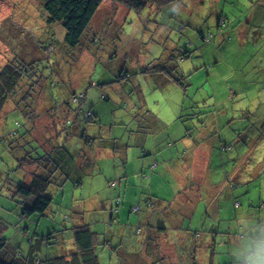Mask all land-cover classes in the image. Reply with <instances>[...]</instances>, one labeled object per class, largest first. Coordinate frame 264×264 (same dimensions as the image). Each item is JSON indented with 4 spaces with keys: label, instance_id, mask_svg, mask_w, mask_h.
I'll use <instances>...</instances> for the list:
<instances>
[{
    "label": "rangeland",
    "instance_id": "obj_1",
    "mask_svg": "<svg viewBox=\"0 0 264 264\" xmlns=\"http://www.w3.org/2000/svg\"><path fill=\"white\" fill-rule=\"evenodd\" d=\"M43 2L0 0V68L13 56L45 61L47 52L33 50L39 41L60 51L48 27L60 42L66 30L48 22ZM153 11L150 5L137 12L106 0L84 39L87 51L68 48L58 63L45 64L42 97L31 92L37 103L28 130L20 128L26 115L13 102L1 115L0 137L15 127L19 136L0 140V236L25 257L37 237L55 232L64 233L67 250L74 249L66 229L85 224L99 236L101 264H191L193 258L181 259L179 248L187 244L181 231L192 230L194 238L198 231L202 238L195 241L205 243L212 229L220 233L212 264H227L229 257L247 264L250 245L264 240V0H178ZM199 34L211 35V41ZM96 39L92 52L87 40ZM30 83L22 86L29 93ZM73 94L85 95L86 102L71 103ZM81 106L92 121L67 117L68 109ZM250 121L237 163L233 139ZM27 142L26 150L52 158L43 176L56 171L45 217L24 218V201L14 194L37 170L20 162ZM227 143L225 152L221 145ZM144 217L152 219L149 236L155 240L149 254L136 245L145 237L144 229L137 235ZM237 225L247 233L242 241L231 240ZM160 227H168L166 236L160 237ZM58 233L45 250L62 247ZM122 237L128 257L120 258Z\"/></svg>",
    "mask_w": 264,
    "mask_h": 264
},
{
    "label": "trees",
    "instance_id": "obj_2",
    "mask_svg": "<svg viewBox=\"0 0 264 264\" xmlns=\"http://www.w3.org/2000/svg\"><path fill=\"white\" fill-rule=\"evenodd\" d=\"M106 0H45V2L41 3L42 8L44 12L47 14V20L50 24H60L63 29L66 30V35L64 38L63 42L59 41V38L56 37V33L54 32V29L50 27L51 31L49 34V38L57 44H59V52H56V46L55 45H48L45 46L42 42H37L35 43L36 47H34L33 50H37L39 53L41 51L47 52L43 53L42 55L46 56V60H36L32 61L28 60L26 62L23 58L21 57H14L12 60H9L6 62L1 68H0V117L1 115L5 112L7 104L11 101L14 103V107L16 112L20 114H25V124L20 126L22 128L23 126L26 127L28 130L29 125L32 122V116L35 113L36 107H32L33 104H35V101L31 95V92L35 94L39 99L41 96V89L45 88V72L43 71V68L46 63H49L50 66L52 64L58 63V60L61 59L63 56V52H66V50L73 49L74 51H79L80 49L84 48L87 51V48L84 47L83 42L85 41L84 39L86 38V34L91 26V23L93 22L94 18L97 16L99 13L100 8L103 6L104 2ZM117 2H120L123 4L125 7L135 10L137 12H142L148 5L152 6L154 8L153 12H158L162 11L165 7H168L175 2H178V0H114ZM163 13V12H162ZM114 16V14H112ZM113 16H110L109 19H113ZM108 19V20H109ZM107 20V21H108ZM158 26H161V23H158ZM53 30V31H52ZM100 36V33L98 34ZM198 38L200 40H203L205 42H210L211 41V35H204V34H199ZM90 49L92 52H95L97 50V39L95 41H90L87 40ZM41 50V51H40ZM79 53V52H78ZM51 55V58H49L48 55ZM41 55V56H42ZM31 81L30 87L31 91L30 93L28 90H23L22 86L23 84H27V81ZM179 80H177L178 82ZM41 84V85H40ZM24 91V92H23ZM74 97L71 98V103H79L81 101L86 102V97L85 95L81 94H73ZM32 96V97H31ZM81 96V97H79ZM73 99V100H72ZM37 103V101H36ZM70 104V103H69ZM84 104V103H83ZM68 107V105H66ZM20 111V112H19ZM67 117L69 115H74V119L76 123L80 122H87L92 121V115L88 114V117L86 116L87 112L84 111L83 107L81 106L79 109L72 110L68 109ZM247 113H249L247 111ZM243 119V118H241ZM69 124L71 125V122L68 121ZM249 127H245L244 130H241L237 136L234 137L233 140L238 138V141H236L235 144H233V159L237 161V163L240 161L242 158V153L238 151L239 147V142L241 141L242 143L240 146H243V149L245 150L246 148V143H244L245 137H243L245 131L251 130L252 123L251 121L248 122ZM53 126L56 128V124ZM77 126V125H76ZM70 127V126H68ZM15 129H19L18 127H15ZM75 127L73 128V130ZM16 130H12L11 132L7 131V134L5 137H0L1 141H5L6 138H14L19 136V132ZM27 130L22 134L21 137H23V140L27 138ZM66 134H68V129L64 130ZM75 135V134H74ZM16 140V139H15ZM253 140V138H250V141ZM26 141V140H25ZM69 141V140H68ZM253 143V141L251 142ZM30 143L27 142V144H24V152L26 153L25 159L20 160L24 161V164L29 163L32 166H37L36 173L32 175V180L29 184H21L18 187H16L15 193L17 197L23 199V203L25 204L23 208V217L25 216H32L34 214H39L42 217H45L48 210L50 209L51 205L53 204V197H51L48 194V190L50 186L54 183L53 181V173H50V176H43L42 173H44L46 167L48 164L51 163V157L48 158V155L45 156H39L37 154L38 149H30L26 150V145H29ZM221 149L226 152V150L230 149L229 143L227 145H221ZM26 150V151H25ZM231 150V151H232ZM50 154H53V148H51V151L49 152ZM223 153V151H222ZM221 153V154H222ZM52 156V155H51ZM1 160V159H0ZM29 161V162H28ZM40 172V174H38ZM229 186L234 189V183L228 181ZM237 192V190L234 191V193ZM159 201H162L158 199ZM164 201V200H163ZM225 202H230V200L225 201ZM218 203V208L219 204ZM217 204V203H216ZM239 206L238 202H236L235 207ZM140 211V208L138 209ZM163 214H166L163 212ZM152 220L148 217H145L143 220H141L140 225H139V230L138 234L140 235L142 232V229H144L145 232V237L142 241H137L136 245L139 247V250L141 249V254L145 253V250L147 249V254L152 252L153 246L152 242L155 240L153 237L149 236V232L151 229V223L149 220ZM114 220V218L112 219ZM145 222H147L146 225ZM262 226V222H260ZM114 228V227H113ZM237 228L240 229V225H237ZM264 226H262V229ZM71 230V236L74 244V249L67 250L66 246L64 247L65 242L67 238H62V234L58 233L57 236L59 240L58 244L62 247H59L60 249L58 250H53L52 248H48V250H45L43 246L51 244V240L54 239L55 234H48V235H43L40 237H37V243H33V240H31V245L30 252L26 255V257L20 252H18L16 249H12L8 243V240L3 239L2 236H0V264H101L97 248L101 246L99 244V236L97 233L93 232L90 225L85 224L81 226H75L72 227L71 229H66ZM160 237L166 236L168 227H160ZM250 230V229H249ZM258 230V228H254L253 231ZM212 231V230H210ZM207 233H211V232ZM25 233V230L23 231ZM197 238L201 237L200 232H195ZM216 232H214L215 234ZM260 233V232H259ZM212 234V233H211ZM240 239H245L247 233L245 232H239L238 233ZM261 234V233H260ZM180 235L182 236L180 241L186 242L187 244L185 245L184 248L179 250L182 251L181 259L183 257H189L193 258L191 261V264H205L206 261H210V264H212V261H215L218 254L217 250L215 249V245L217 242V239L213 237L212 239L206 240L205 243H211L210 245L208 244L207 247L202 248L204 245H207L205 243H199L198 241H195L196 239L194 238L193 244L191 242L188 243V238L189 234H187L184 231H181ZM184 236V237H183ZM215 238V239H214ZM162 239V238H161ZM162 241L166 242L167 240L164 238ZM57 244V245H58ZM111 243H108V246H111V250H115V247L110 245ZM179 244V243H178ZM105 246V245H104ZM120 246V245H119ZM118 247H116V250H118ZM174 246V244H173ZM174 248L171 247V250ZM203 249H206L205 251L207 254L204 256L203 254L201 255V251ZM144 251V252H143ZM45 252V256H41L40 253ZM117 252V251H116ZM118 253V256L120 258L125 257L122 256ZM171 253V252H169ZM178 254V252L176 251ZM195 257V258H194ZM205 257V258H204ZM200 259V263H198V260ZM246 263L249 264L248 259H246Z\"/></svg>",
    "mask_w": 264,
    "mask_h": 264
},
{
    "label": "crops",
    "instance_id": "obj_3",
    "mask_svg": "<svg viewBox=\"0 0 264 264\" xmlns=\"http://www.w3.org/2000/svg\"><path fill=\"white\" fill-rule=\"evenodd\" d=\"M101 10H102V7L100 8V10H99V13L101 12ZM247 33L249 32L248 30L246 31ZM188 151L189 150H187L186 151V153H188ZM191 151H193V148H192V150ZM249 152V151H248ZM198 151L196 152V155H195V157L196 156H198ZM248 154V153H247ZM167 154H159L158 156H162V157H164V156H166ZM245 156H249V155H245ZM194 157V158H195ZM194 160V159H193ZM160 165V163L157 161V166H159ZM183 167V172L184 173H189L190 172V170L185 166V165H183L182 166ZM191 173V172H190ZM201 177H199V175H197V176H195V177H193L192 179H200ZM31 180H32V177H30V181L28 182V184L31 182ZM187 189V188H186ZM228 199H231V198H229V196H227V198H226V201H228ZM232 200V199H231ZM163 204V203H162ZM172 205H173V203H171L170 202V204L169 205H167V208L165 209V211H164V213H167V211H170V209L172 208ZM235 208V207H234ZM147 209V208H146ZM145 218V217H144ZM141 220H143V219H141ZM141 220H140V222H141ZM140 222H139V224H140ZM147 224V222H145V224L144 225H146ZM237 227V226H236ZM235 231V235L233 236V238L231 239L232 241H235V240H237V239H239V240H241L242 241V239H240V237L238 236L239 234V232H240V229H238L237 228V231L236 230H234ZM211 233H208V237L210 238V239H212L213 237H215V238H217V236H219L220 235V233H219V231H218V229H212V231H210ZM214 232H216L215 234H214ZM236 232H237V234H236ZM188 234H189V240H188V243L189 242H191L192 244H193V241H194V236H193V231L192 230H188ZM195 235H196V233H195ZM253 236V235H252ZM251 236V237H252ZM196 238H197V236H196ZM195 238V239H196ZM200 238H202V236L200 237ZM214 238V239H215ZM206 240H207V238H205ZM213 240V239H212ZM123 242H124V237H122L121 239H120V246H119V248H118V250H117V252H119V254L120 255H122V256H125V257H128V253L127 252H124V244H123ZM110 245H112V243L110 244ZM110 248H111V246H110ZM217 259V258H216ZM240 260L241 259H239V260H235V261H232V259L229 257V262L227 263V264H237V263H239L240 262ZM246 261V260H245ZM221 264V263H220Z\"/></svg>",
    "mask_w": 264,
    "mask_h": 264
},
{
    "label": "clouds",
    "instance_id": "obj_4",
    "mask_svg": "<svg viewBox=\"0 0 264 264\" xmlns=\"http://www.w3.org/2000/svg\"><path fill=\"white\" fill-rule=\"evenodd\" d=\"M248 253L249 264H264V240L250 245Z\"/></svg>",
    "mask_w": 264,
    "mask_h": 264
}]
</instances>
